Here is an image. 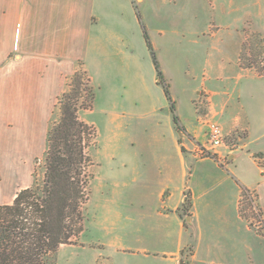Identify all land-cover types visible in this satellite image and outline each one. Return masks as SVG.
Returning <instances> with one entry per match:
<instances>
[{
  "label": "crops",
  "instance_id": "1",
  "mask_svg": "<svg viewBox=\"0 0 264 264\" xmlns=\"http://www.w3.org/2000/svg\"><path fill=\"white\" fill-rule=\"evenodd\" d=\"M146 3L0 0V206L32 184L41 139L46 144L58 97L81 61L96 93L81 118L97 128L111 170L80 245L60 251L88 250L93 264H264V235L240 214L247 188L258 195L264 220V75L241 65L248 29L234 65L247 83L231 87L227 64L207 55L192 100L203 96L205 104L195 106L196 125L182 121L178 131L151 53L150 60L131 40ZM183 10L177 26L199 37L200 12L184 18ZM164 20L157 15L143 25L163 36ZM255 29L264 38V25ZM182 47L171 52L178 72ZM208 121L221 126L227 142L199 157V147L210 148Z\"/></svg>",
  "mask_w": 264,
  "mask_h": 264
},
{
  "label": "trees",
  "instance_id": "2",
  "mask_svg": "<svg viewBox=\"0 0 264 264\" xmlns=\"http://www.w3.org/2000/svg\"><path fill=\"white\" fill-rule=\"evenodd\" d=\"M137 15L144 28L138 11ZM144 37L158 83L170 102L174 124L182 131L169 84L145 28ZM240 59L244 68L256 69L264 75V68L248 63L242 55ZM95 98L91 78L80 61L74 74L66 79L65 91L58 97L49 124L42 178H37L35 168L32 184L19 191L11 204L0 206V264H58L60 248L74 244L84 233L95 175L92 152L98 147V131L94 124L83 120L81 114L94 108ZM190 208L188 194L184 204L186 215H190ZM249 208L258 210L263 228L251 221ZM240 214L250 227L264 235L263 213L255 191L243 188ZM186 226L189 227L187 223Z\"/></svg>",
  "mask_w": 264,
  "mask_h": 264
},
{
  "label": "rangeland",
  "instance_id": "3",
  "mask_svg": "<svg viewBox=\"0 0 264 264\" xmlns=\"http://www.w3.org/2000/svg\"><path fill=\"white\" fill-rule=\"evenodd\" d=\"M183 8L184 18H187L188 14L193 11L200 12L199 37L191 32H183L177 26V20L182 19ZM137 11L141 15L142 23L148 19L154 21L157 15L165 19L163 22L165 25L163 36H160L152 28L149 31L150 34L147 33L150 41L159 48V51L156 48L154 50H156L158 61L162 62L163 67L161 70L166 72L165 80L169 84L171 97L175 102V107H177L176 115L179 121H183L186 125H196L195 106L201 111L202 106L205 104L202 99L203 96L196 105L192 100L197 98L194 89L203 80L201 68L207 55H209L211 62L217 66L222 62L227 64L228 74L234 75V79L230 81L231 87L242 88L247 83L248 78L246 76L237 79L236 76L239 71L234 66L238 57L239 37L244 34L243 29L248 30L245 32L247 40L242 48V58L245 57L248 63H254L257 67L264 68V38L263 34L255 29L264 25V0H164L161 3L158 0H147V3L139 6ZM144 28L141 26L132 29L131 40L139 50L146 52L148 59L151 60L144 37ZM178 29L179 32H177ZM195 41L199 43L194 44ZM177 43L180 46L183 45L179 49V56L181 57L179 72L170 65L171 52L176 51V54L178 53ZM193 68L196 71H193ZM159 88L163 91L162 86ZM164 101L166 104H170L165 96ZM168 112L171 113L169 108ZM84 116L86 117V115ZM225 142H227V139ZM104 146L102 138H99L98 148L92 152L95 175L91 183V198L87 205L88 220L90 215L93 214L95 205L103 199L102 184L104 177L111 170V162ZM45 148L46 144L41 139L40 158L36 161V174L39 179L43 176ZM253 205H256V200H254ZM248 213L251 214V221L253 220L258 227L263 228V224L259 223L262 218L258 210L249 208ZM81 237L82 235L77 241L74 240L76 241L73 242L74 244L69 245H80ZM58 264H93V255L88 250L67 246L61 251L59 250Z\"/></svg>",
  "mask_w": 264,
  "mask_h": 264
},
{
  "label": "built area",
  "instance_id": "4",
  "mask_svg": "<svg viewBox=\"0 0 264 264\" xmlns=\"http://www.w3.org/2000/svg\"><path fill=\"white\" fill-rule=\"evenodd\" d=\"M207 140L210 148L199 147L197 154L199 157L212 156V151L225 145V135L221 126L213 121L207 122Z\"/></svg>",
  "mask_w": 264,
  "mask_h": 264
},
{
  "label": "water",
  "instance_id": "5",
  "mask_svg": "<svg viewBox=\"0 0 264 264\" xmlns=\"http://www.w3.org/2000/svg\"><path fill=\"white\" fill-rule=\"evenodd\" d=\"M189 220V219H188Z\"/></svg>",
  "mask_w": 264,
  "mask_h": 264
}]
</instances>
